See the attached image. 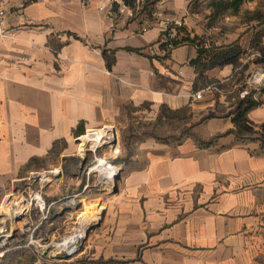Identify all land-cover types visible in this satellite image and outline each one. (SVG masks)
<instances>
[{
	"label": "crops",
	"instance_id": "1",
	"mask_svg": "<svg viewBox=\"0 0 264 264\" xmlns=\"http://www.w3.org/2000/svg\"><path fill=\"white\" fill-rule=\"evenodd\" d=\"M190 1L148 2L131 15V0L106 11L98 9L99 0H0L8 33L0 36V206L27 174L72 155L71 144L83 134L97 131L91 136L97 143L106 129L116 145L117 131L135 119L189 110L191 135L135 144L124 161H110L118 172L110 185L104 180L110 169L100 167L101 187L86 202L103 204L101 222L87 241L90 255L126 264H259L264 150L258 141L229 134L234 125L226 114L245 84L241 66L262 62L242 58L237 67L199 75L191 65L196 44L179 45L165 57L161 31L166 21L188 14ZM232 43L241 46L238 39L225 46ZM211 84L216 89L206 90ZM260 90L261 104L246 114L256 131L264 124ZM198 91L202 97L192 99ZM71 199L52 200L49 207L73 210ZM11 258L0 264H15Z\"/></svg>",
	"mask_w": 264,
	"mask_h": 264
},
{
	"label": "rangeland",
	"instance_id": "2",
	"mask_svg": "<svg viewBox=\"0 0 264 264\" xmlns=\"http://www.w3.org/2000/svg\"><path fill=\"white\" fill-rule=\"evenodd\" d=\"M224 1L191 0L188 14L176 21L179 36L189 37L203 45L215 46L225 45L238 39L244 51L243 60L264 61V38L259 37H264V0H245L238 9L222 8L220 3ZM213 2L214 4L211 5ZM259 71L262 72V79L259 82H252L254 75ZM239 73L245 85L251 82L247 91L254 90L257 96L259 90L264 88V62L258 67H248L242 75L240 68ZM192 119L189 110H183L174 116L165 113L164 119L153 118L150 121L135 119L123 133L117 131L116 145L113 144L114 140L109 144L104 138L102 142H98V146L85 142L81 147V141L91 139V136L96 134V129L94 134L85 133L71 144L73 154L62 159L65 164L61 159L57 161L55 157L54 167H38L36 171L27 174L25 180L20 183V189L7 193L0 206V231L7 237L3 258L12 257L15 264H79L89 261L92 257L87 241L98 228L89 227L98 223L103 208V204L99 205L100 199H96L92 204L86 203L92 200L91 198L98 193L97 189L101 187L99 176L101 173L92 168L107 157L110 158L109 163L124 161L135 152L137 147L135 144H140L144 140L153 138L164 142H179L191 135ZM105 131L112 135L111 131L106 129ZM48 168L55 171L54 176L51 173L45 175ZM89 168L91 172L87 174ZM36 172L39 173L38 177ZM114 181L115 179L106 184L110 185ZM87 182L90 187L83 189V185ZM34 192H38L46 206H49L48 202L52 200L67 201L72 198L71 195L80 194V196L75 198L73 210H65L64 206L55 205L42 212L34 200L28 198V195ZM95 204L100 208L97 217L94 207H91ZM6 205L8 210L10 208L7 212ZM22 206L27 207L29 212L23 213ZM82 226L83 237L76 244L75 250L62 248L60 245L62 240L74 235ZM258 260L259 264H264V254H261Z\"/></svg>",
	"mask_w": 264,
	"mask_h": 264
},
{
	"label": "trees",
	"instance_id": "3",
	"mask_svg": "<svg viewBox=\"0 0 264 264\" xmlns=\"http://www.w3.org/2000/svg\"><path fill=\"white\" fill-rule=\"evenodd\" d=\"M244 1L245 0H230L227 2L220 3V5L224 9H238V7ZM148 2L150 4H154L156 1L149 0L147 1V3ZM185 43H193L199 47L197 58L191 61V65L197 69L199 75H202L205 71L214 67H222L225 65H233L234 67H237L240 65V60L243 58L244 55L243 49L237 43H232L226 46H213L212 48H205L203 44H200L199 42L190 39L189 37L177 36V38L173 40L174 48ZM164 48L165 46L163 44H160V49L163 50ZM170 52L171 51L165 53L164 56L167 57ZM260 62L264 61L261 60ZM247 68L248 64L241 66V75ZM240 80L244 81L243 78H240ZM246 88L248 89V86L245 84L241 86L240 93L238 95V100L235 102V105L232 110L226 114V117L232 116V122L234 125V127L229 130L228 133L233 134L237 141H258L261 145V149H264V124L260 126L259 131H256L252 123L248 120L246 116L249 110L261 104V100L259 95H255L256 91L251 89L248 91V93L241 96V92ZM208 116L212 117L213 114H209ZM213 140H210V142H212ZM79 264H126V262L115 259L104 260L101 258H91L89 259V261H83Z\"/></svg>",
	"mask_w": 264,
	"mask_h": 264
},
{
	"label": "built area",
	"instance_id": "4",
	"mask_svg": "<svg viewBox=\"0 0 264 264\" xmlns=\"http://www.w3.org/2000/svg\"><path fill=\"white\" fill-rule=\"evenodd\" d=\"M100 4L98 9L100 11H106L108 10V7L114 4H118L121 5L122 7H125V1L126 0H99ZM133 3V8H131V15L133 13L139 12L142 10V8L146 5L147 1L149 0H131ZM156 4L163 1V0H155ZM7 16V12L3 9H0V36L1 37H6L7 36V32L4 30L3 25H4V21L5 18ZM177 22L176 21H166L165 26L163 28V30L161 31V37L159 40V44H163L165 46V48L162 50L163 55H165V53L172 51L174 49V45H173V40L177 38V36H179V33L177 31ZM262 79V72L259 71L254 75V79L252 82L256 81L259 82ZM251 84V82H247V86H249ZM216 89V84H211L210 86L206 87V90H215ZM248 89L246 88L245 90H243L241 92V96H243L244 94L248 93L247 91ZM202 97V91H198L192 94L191 98L198 100ZM92 131V133H94L95 130H90ZM86 134L89 135V132H87ZM113 134V133H112ZM114 137V134L112 135ZM80 139V138H79ZM109 142V141H108ZM115 143V141H114ZM109 144H111L109 142ZM105 161V160H104ZM105 163L107 165H111V163H107L105 161ZM96 165V164H95ZM113 166V165H112ZM115 167V166H114ZM115 174L117 175V169L115 168ZM90 168L87 171V174H89ZM52 174V176H54L55 171L49 172ZM58 174V172L56 173ZM114 174V173H113ZM50 175V174H49ZM116 177V176H115ZM105 177H103L104 179ZM115 178L111 179V177H106L104 180L107 181H113ZM88 185L85 186V189L87 188ZM75 197V196H74ZM29 200H34L36 206L43 212V210H48L49 206H46L45 203L41 200L38 192H34L32 195H28ZM40 199V200H38ZM74 203V199H71ZM22 212L23 213H27L29 212L27 207L25 208V206H22ZM45 218V217H44ZM6 240L7 237L3 234L2 231H0V260L3 258V256L5 255L6 250L4 249V246L6 245Z\"/></svg>",
	"mask_w": 264,
	"mask_h": 264
},
{
	"label": "bare ground",
	"instance_id": "5",
	"mask_svg": "<svg viewBox=\"0 0 264 264\" xmlns=\"http://www.w3.org/2000/svg\"><path fill=\"white\" fill-rule=\"evenodd\" d=\"M102 129H104V128H102ZM97 135H100L99 133L97 134ZM97 135H95V137L97 136ZM105 135H107L106 137H105ZM104 135V133H102V135L100 136V139H99V141L98 142H102V140H104V138L105 139H107L109 142H111L112 140H114V138H115V136L113 137L112 135H110V134H105ZM110 135V136H109ZM116 139V138H115ZM83 141L84 140H82L81 141V143H83ZM88 141H91L90 143H91V145H93V146H98L97 144H98V142L97 143H94V141H92L91 139H88ZM90 148H92V146H90ZM104 166V168L105 167H107V168H109L110 170H109V172L107 173V171H105L106 173L104 174L105 175V177H111V179H113V178H115V176H116V174H115V168L112 166L111 167V165H107L106 163H105V161L104 160H102V161H99L93 168H92V170H99L100 169V167H103ZM114 173V174H113ZM38 200H40V199H38ZM9 210H10V208H9ZM8 210V206L6 205V209H5V211L7 212V211H9ZM0 213H1V211H0ZM83 222V221H82ZM88 222H90L89 220H88ZM92 222H95V220H92ZM84 224H85V222H84ZM90 224V223H89ZM83 230H84V227L82 226L81 227V229L80 230H77L76 232H75V234L74 235H70V236H67L66 238H64V240H62V242H61V247L62 248H67V249H69V250H75V248H76V244L78 243V241L83 237ZM59 245V246H60ZM72 252V251H71Z\"/></svg>",
	"mask_w": 264,
	"mask_h": 264
},
{
	"label": "water",
	"instance_id": "6",
	"mask_svg": "<svg viewBox=\"0 0 264 264\" xmlns=\"http://www.w3.org/2000/svg\"><path fill=\"white\" fill-rule=\"evenodd\" d=\"M102 216H103V211H101V218H102ZM101 218H100V220L98 221V223L96 224V225H93V226H91V227H89L90 229H92V228H94V227H98L99 226V224H100V222H101Z\"/></svg>",
	"mask_w": 264,
	"mask_h": 264
}]
</instances>
